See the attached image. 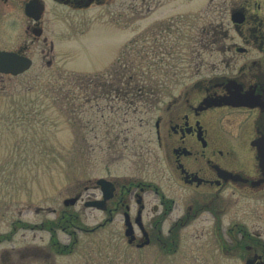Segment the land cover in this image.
Wrapping results in <instances>:
<instances>
[{
	"label": "rangeland",
	"instance_id": "obj_1",
	"mask_svg": "<svg viewBox=\"0 0 264 264\" xmlns=\"http://www.w3.org/2000/svg\"><path fill=\"white\" fill-rule=\"evenodd\" d=\"M134 3L117 0L87 12L62 13L48 34L55 43L54 64L0 76V250L13 251L14 264H245L249 253L232 249L228 235L235 225L264 244V188L248 195L237 192L218 218L205 212L189 221L170 254L155 247L131 250L120 219L100 227L104 214L84 205L96 178L160 175L143 162L133 165V150L150 138L146 121L153 117V98L128 102L89 86V102L69 103L63 98L68 90L83 96L72 78L108 79L116 71L133 70L167 100L191 85L198 67L207 72L216 60L198 42L217 16L215 3L163 0L148 15L136 12ZM158 24L163 25L156 34ZM80 192L83 201L68 209L79 215L80 226L95 230L78 231L72 252L59 254L50 245L54 234L47 224L55 222L53 211L59 214L65 199ZM55 228V239L68 244L70 235ZM27 248L34 254L25 260L21 256ZM39 248L45 251L40 257Z\"/></svg>",
	"mask_w": 264,
	"mask_h": 264
},
{
	"label": "flooded vegetation",
	"instance_id": "obj_2",
	"mask_svg": "<svg viewBox=\"0 0 264 264\" xmlns=\"http://www.w3.org/2000/svg\"><path fill=\"white\" fill-rule=\"evenodd\" d=\"M115 1L0 0V53L30 61L29 69L17 76L51 67L57 57L48 34L61 21V14L87 12ZM210 1L215 3L217 16L203 28L198 42L213 51L215 62L207 72L198 67L191 85L179 95L165 100L155 87L150 103L153 117L146 121L149 141L133 150L134 166L143 162L160 175H110L89 184V204H102L101 209L89 205L104 214L100 227L120 219L126 244L138 253L154 247L164 254L177 251L179 232L189 221L205 212L218 218L237 192L248 195L264 188V182L253 186L264 176L259 159L260 149L264 156V0ZM162 3L135 0L133 7L140 15H148ZM121 73L124 70L117 76ZM0 76L14 77L3 72ZM114 81L110 79L100 89L121 90ZM140 120L143 124L144 119ZM101 178L107 181L104 189L98 184ZM76 196L83 201L81 192ZM57 211H53L55 222L47 224L54 234L50 245L59 254L69 253L78 241V231L95 229L80 226L79 215L66 206ZM55 226L70 235L68 244L55 239ZM235 232L241 234L240 239ZM228 235L234 241L232 249H243L249 253L246 259L258 256L264 262V244L246 229L235 225ZM38 252V257L45 253L40 248ZM33 254L27 248L21 257L27 260ZM13 258V251L0 250V264H14Z\"/></svg>",
	"mask_w": 264,
	"mask_h": 264
},
{
	"label": "trees",
	"instance_id": "obj_3",
	"mask_svg": "<svg viewBox=\"0 0 264 264\" xmlns=\"http://www.w3.org/2000/svg\"><path fill=\"white\" fill-rule=\"evenodd\" d=\"M140 78L141 77L137 72H134L133 70H124V73H121L118 76L116 74L114 79L115 81L113 83L114 86H121L122 89L119 91H112L110 93H115L128 102H135L138 99L148 97L154 92L155 87L151 81H149L148 83L146 81L142 82ZM108 81H110V79L106 81V79L103 77L93 78L89 76H75L71 80L72 86L75 87V89L79 88V90L83 92V96H72L74 91H70V89L67 92L63 93V98L69 103H75L76 101L89 102V86H93L94 88H101L102 86L106 85ZM94 92H97V90H94Z\"/></svg>",
	"mask_w": 264,
	"mask_h": 264
},
{
	"label": "water",
	"instance_id": "obj_4",
	"mask_svg": "<svg viewBox=\"0 0 264 264\" xmlns=\"http://www.w3.org/2000/svg\"><path fill=\"white\" fill-rule=\"evenodd\" d=\"M15 64L17 66H21V64H25V62L23 61V59H19L17 56L10 54V53H0V71L1 72H11L13 74H18L20 72H22L23 70L28 69L30 62L28 61L27 64L23 65L22 67L19 68H12V65ZM226 101H231L230 99L226 100ZM259 159L261 160V166L263 167L264 170V156H262V150L260 149L259 152ZM106 180L105 179H100L98 181V184L101 185L103 187V189L106 187ZM264 182V176L263 179L257 182L253 183V186H257L260 185L261 183ZM78 198H72V199H68L65 201V205L69 206V205H74L77 202ZM89 205L91 206H96L98 208H102V204L100 202H94L89 204L86 203V206L89 207ZM258 259H261V257L258 256H254L253 258H249L246 261V264H264L263 261H258Z\"/></svg>",
	"mask_w": 264,
	"mask_h": 264
}]
</instances>
